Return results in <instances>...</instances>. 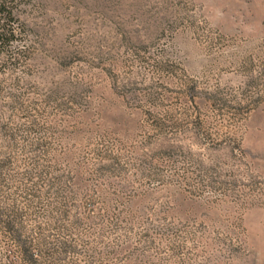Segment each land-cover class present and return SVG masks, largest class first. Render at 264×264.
I'll return each mask as SVG.
<instances>
[{
    "label": "rangeland",
    "instance_id": "1",
    "mask_svg": "<svg viewBox=\"0 0 264 264\" xmlns=\"http://www.w3.org/2000/svg\"><path fill=\"white\" fill-rule=\"evenodd\" d=\"M0 264H264V0H0Z\"/></svg>",
    "mask_w": 264,
    "mask_h": 264
},
{
    "label": "trees",
    "instance_id": "2",
    "mask_svg": "<svg viewBox=\"0 0 264 264\" xmlns=\"http://www.w3.org/2000/svg\"><path fill=\"white\" fill-rule=\"evenodd\" d=\"M9 37H10V38L13 37V34H9ZM10 38H9V39H10Z\"/></svg>",
    "mask_w": 264,
    "mask_h": 264
}]
</instances>
